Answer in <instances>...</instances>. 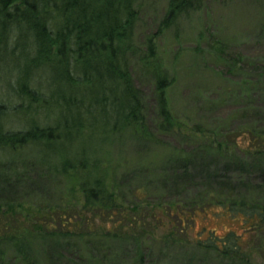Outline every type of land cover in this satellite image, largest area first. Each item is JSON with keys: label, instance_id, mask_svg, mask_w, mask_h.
I'll return each mask as SVG.
<instances>
[{"label": "rangeland", "instance_id": "rangeland-1", "mask_svg": "<svg viewBox=\"0 0 264 264\" xmlns=\"http://www.w3.org/2000/svg\"><path fill=\"white\" fill-rule=\"evenodd\" d=\"M202 1L199 10L189 12L175 29L164 30L156 39L158 56L171 79L166 98L176 121L173 131L149 144L132 141L104 144L99 154L101 165L111 173L113 185L123 197L122 216L134 222V228H127L131 236L122 242L101 236L105 228L115 234L117 229L109 221L121 216L83 206L81 173L67 170L52 174L43 166L31 165L20 179L11 178L7 187H0V218L7 222L0 233H6V237L16 233L29 241L19 252L23 253L21 258L12 246L6 249L3 264L9 260L28 264L35 259L49 264L46 246L28 236L38 212L66 216L78 213L85 218L87 224L84 221L79 225L82 233L77 236H81L70 242V254L66 248L60 252L64 256L75 255V260L83 257L88 264H218L213 258L204 259L193 248L195 240H207L206 231L218 237L230 231L243 234L241 220L229 217L218 207L194 214L167 243L162 241L166 230L153 220H145L154 205L171 204L172 208L176 205L178 209H187L203 192L235 196L245 193L248 186L260 185L264 179V0ZM140 3L135 28L137 42L157 31L166 11L165 0ZM10 63L7 67L0 66L1 100L10 97L9 83L14 73ZM133 77L147 101L148 118H153V84L136 72ZM41 80L45 85L46 78L42 76ZM23 116L10 112L0 119V124L10 122L13 126ZM204 141L214 142V146L226 150L231 157L245 160L246 164L225 166L215 159L200 160L196 156L183 159ZM100 144V137L95 136L83 140L78 148L67 142L52 143L24 149L11 158L20 160L29 156L40 160L49 157L59 145L63 152L72 150L75 155L88 156ZM256 151L263 154L259 160L252 157ZM214 172L219 178L210 180ZM247 180L245 187L243 182ZM247 196L256 201L261 198L252 190ZM169 220L172 224L176 221L174 217ZM89 229L91 232L87 234ZM123 232L124 229L122 237ZM246 235L242 238L248 245L251 261L264 264V237L250 239ZM59 263L66 261L60 259Z\"/></svg>", "mask_w": 264, "mask_h": 264}, {"label": "trees", "instance_id": "trees-1", "mask_svg": "<svg viewBox=\"0 0 264 264\" xmlns=\"http://www.w3.org/2000/svg\"><path fill=\"white\" fill-rule=\"evenodd\" d=\"M140 1L0 0V66L7 67L11 62L14 71L9 83L10 97L0 98V119L10 112L24 115L13 126L10 122L0 124V187H7L11 178L20 179L31 165L43 166L52 174L77 171L82 174L83 206L121 216L109 221L117 229L115 234L107 228L101 234L118 242L131 236L127 228H134V222L122 216L123 197L113 185L111 173L101 165L100 151L104 144L153 143L160 135L173 131L176 121L166 98L171 79L158 56L156 39L164 30L175 29L189 12L203 5L202 0H165L166 11L157 31L137 42L135 28L140 17ZM134 72L153 84V118H148L147 101L135 84ZM42 76L46 78L45 85ZM196 130L202 133L200 128ZM95 136L100 137L101 144L89 151L90 157L83 153L75 155L72 150L63 152L59 145L49 157L40 160L29 156L20 160L11 158L24 149L52 143L67 142L78 148L83 140ZM213 144L204 141L183 159L196 156L200 160L215 159L225 166L246 164L245 160L231 157ZM255 153L252 157L262 158L261 151ZM210 176V180L219 178L216 172ZM243 183L247 187L249 181ZM248 187L245 193L235 196L203 192L187 209L157 204L150 207L145 220H153L166 230L162 241L167 243L194 214L218 207L229 217L241 220L243 234L250 239L264 237V179L260 185ZM249 190L259 193L260 201L250 199ZM46 215L38 212L28 236L46 246L49 264H61L60 259L66 264H88L83 257L75 260V255L64 256L60 252L66 248L70 254V242L81 236H77L82 233L79 225L84 221L87 224L85 218L78 213ZM169 217L176 221L172 224ZM6 223L0 218V229ZM90 232L89 229L87 234ZM206 232L207 240L198 238L192 245L204 259L213 258L218 264H254L243 234L230 231L218 237ZM5 234L0 233V264L6 249L12 246L21 258L23 253L19 252L29 242L26 236ZM27 263L45 264L36 259ZM7 264L26 262L9 260Z\"/></svg>", "mask_w": 264, "mask_h": 264}]
</instances>
